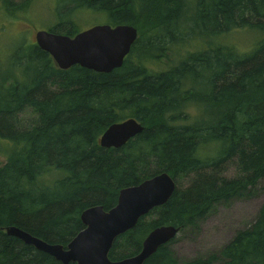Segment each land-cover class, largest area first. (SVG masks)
Segmentation results:
<instances>
[{
    "label": "trees",
    "instance_id": "16d2710c",
    "mask_svg": "<svg viewBox=\"0 0 264 264\" xmlns=\"http://www.w3.org/2000/svg\"><path fill=\"white\" fill-rule=\"evenodd\" d=\"M32 1L0 4L15 14ZM67 1L71 18L91 11L105 24L136 27L138 39L111 73L62 70L25 41L1 56L0 264H61L5 229L67 247L85 228L84 210H110L122 189L164 172L177 182L174 195L117 238L111 260L140 253L157 227L198 229L217 205L252 197L264 178V0ZM67 16L49 30L81 32ZM238 29L262 34L252 54L216 38L211 45L210 36ZM205 36L207 46L169 64L178 44ZM128 119L144 131L119 149L101 147L102 134ZM231 168L235 177L226 176ZM175 239L145 264H264V205L249 228L207 257L181 263Z\"/></svg>",
    "mask_w": 264,
    "mask_h": 264
},
{
    "label": "water",
    "instance_id": "95a60500",
    "mask_svg": "<svg viewBox=\"0 0 264 264\" xmlns=\"http://www.w3.org/2000/svg\"><path fill=\"white\" fill-rule=\"evenodd\" d=\"M137 39L136 27L108 24L92 26L74 37L50 30H40L35 36L36 45L48 53L60 69L80 66L97 73H111L121 68ZM144 129L135 119L115 123L102 134L100 145L106 149H119ZM2 164L0 160V167ZM176 189L175 178L167 172L122 189L112 209L94 206L82 212L80 218L85 228L67 247L49 244L15 226L6 228L5 232L61 264H145L178 236V227L163 225L155 228L144 240L140 253L133 257L113 261L109 253L118 237L133 230L152 210L166 205Z\"/></svg>",
    "mask_w": 264,
    "mask_h": 264
},
{
    "label": "rangeland",
    "instance_id": "374dc122",
    "mask_svg": "<svg viewBox=\"0 0 264 264\" xmlns=\"http://www.w3.org/2000/svg\"><path fill=\"white\" fill-rule=\"evenodd\" d=\"M69 2L67 0H33L26 11L15 14L7 13L4 6L0 4V64L3 59L1 56L6 58L9 54L11 56L24 41L26 46L36 44V33L40 30H49L65 14L68 15L67 20H72L79 31L107 23L105 16H99L91 11H84L85 14L71 18L68 12L71 7ZM261 37L262 34L259 31L251 29H238L233 33L210 36L211 45L216 38L217 45L232 49L234 47L237 49V45H239L238 49L246 51L247 55L253 53L254 47L262 40ZM222 40L231 44H221ZM200 41V39L194 40L193 38L187 47L178 44L173 53H170L169 64L171 66L179 64L190 52L197 51V47L204 48L208 45L206 41L210 43L207 36L203 38V43ZM251 43L254 44L251 45ZM236 49L234 50L237 51ZM193 112V109H186V113ZM0 160L5 161L1 154ZM236 175L237 170L231 168L226 176L235 177ZM184 183L182 182V184ZM263 205L264 178L259 181L252 197L235 200L228 204H219L211 210L198 229H188L179 233L172 243L171 249L181 263L194 258L207 257L221 250L239 231L249 228L256 220Z\"/></svg>",
    "mask_w": 264,
    "mask_h": 264
},
{
    "label": "bare ground",
    "instance_id": "6f19581e",
    "mask_svg": "<svg viewBox=\"0 0 264 264\" xmlns=\"http://www.w3.org/2000/svg\"><path fill=\"white\" fill-rule=\"evenodd\" d=\"M235 49V48H234Z\"/></svg>",
    "mask_w": 264,
    "mask_h": 264
}]
</instances>
